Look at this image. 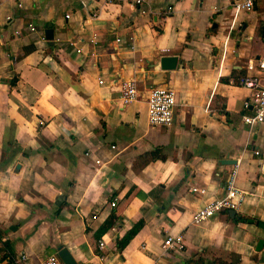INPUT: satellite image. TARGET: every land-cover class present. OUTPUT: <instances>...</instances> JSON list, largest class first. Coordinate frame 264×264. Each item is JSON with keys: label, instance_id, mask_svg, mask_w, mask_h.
Wrapping results in <instances>:
<instances>
[{"label": "crops", "instance_id": "0c3cea01", "mask_svg": "<svg viewBox=\"0 0 264 264\" xmlns=\"http://www.w3.org/2000/svg\"><path fill=\"white\" fill-rule=\"evenodd\" d=\"M251 1L0 0V244L10 255L40 264L61 246L77 264H264V123L243 124L249 91L229 84L262 55L264 0ZM162 56L175 68L160 69ZM250 73L264 86V69ZM129 80L138 96L124 104ZM155 86L177 101L166 127L146 119ZM230 176L234 216L192 223ZM177 234L182 250L164 254Z\"/></svg>", "mask_w": 264, "mask_h": 264}, {"label": "built area", "instance_id": "2783aa9c", "mask_svg": "<svg viewBox=\"0 0 264 264\" xmlns=\"http://www.w3.org/2000/svg\"><path fill=\"white\" fill-rule=\"evenodd\" d=\"M136 5H140L142 0H127ZM246 9L252 6L251 0H243L241 4ZM119 39H116L118 41ZM247 70L242 76L229 80V84L246 88L249 91L248 99L243 103L244 110H249L241 116L244 125L248 127L256 126L264 123V86L259 84V79L256 74L250 73L253 70L264 69V47L262 55L255 60L247 61L245 65ZM101 82V81H99ZM138 96V91L133 83L129 80L121 85L120 98L122 103H128L135 100ZM146 104V119L150 126L166 127L172 123L174 109L177 106V101L174 92L165 86H155L148 90L145 100ZM254 154L258 155L257 151ZM195 191V188H192ZM203 194L204 190H199ZM241 201L240 193L233 184L232 176L226 180L223 190L220 195L209 198L201 207L193 214L191 222L198 223L211 218L213 215L235 209ZM109 205L113 207L114 202ZM94 217V216H92ZM104 242L100 240L98 246L101 248ZM183 248L181 236H167L162 241V250L166 254L168 252L177 253ZM26 261V255L21 252L17 256L9 255L4 260V264H23ZM40 264H63L56 255L47 256Z\"/></svg>", "mask_w": 264, "mask_h": 264}, {"label": "trees", "instance_id": "16d2710c", "mask_svg": "<svg viewBox=\"0 0 264 264\" xmlns=\"http://www.w3.org/2000/svg\"><path fill=\"white\" fill-rule=\"evenodd\" d=\"M243 74L244 73H238V75L232 76L231 78L236 79V78L242 76ZM229 78L230 77L220 78V81L227 83ZM158 154H159V150H154L150 154H148V158L155 159L156 157H158ZM141 224H142L141 220H139L136 223L132 224L130 229H128L124 233L122 238L116 242V246L118 248L124 247L128 243V241L130 240V238L138 231V229L140 228ZM4 249H5V253L1 257L0 261L5 260L6 257H8L11 254L10 251L8 250V248L4 247ZM182 264H230V263H227V262H225L223 260H220V259L204 260V259H202L200 257H197L195 259L183 260Z\"/></svg>", "mask_w": 264, "mask_h": 264}, {"label": "water", "instance_id": "95a60500", "mask_svg": "<svg viewBox=\"0 0 264 264\" xmlns=\"http://www.w3.org/2000/svg\"><path fill=\"white\" fill-rule=\"evenodd\" d=\"M177 63V59L175 56H162L159 60V67L162 70H172L175 68ZM224 162L227 163H234L233 160H223ZM264 172V168H263ZM229 215L232 217L234 216V211L229 210L228 211ZM263 241L258 240L255 246V251H259L262 248ZM56 255L59 258V260L63 264H77L76 261L73 259L72 255L67 251L65 247L58 246L56 249Z\"/></svg>", "mask_w": 264, "mask_h": 264}, {"label": "rangeland", "instance_id": "374dc122", "mask_svg": "<svg viewBox=\"0 0 264 264\" xmlns=\"http://www.w3.org/2000/svg\"><path fill=\"white\" fill-rule=\"evenodd\" d=\"M5 253V249H4V246H3V244L1 245L0 244V259H1V257L3 256V254ZM2 261H0V263H1Z\"/></svg>", "mask_w": 264, "mask_h": 264}]
</instances>
